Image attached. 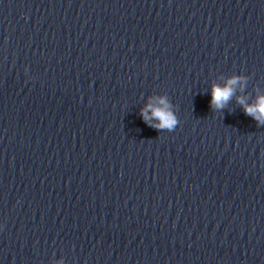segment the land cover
<instances>
[{
    "label": "clouds",
    "instance_id": "9594fccd",
    "mask_svg": "<svg viewBox=\"0 0 264 264\" xmlns=\"http://www.w3.org/2000/svg\"><path fill=\"white\" fill-rule=\"evenodd\" d=\"M243 78L232 77L227 80L224 86L213 85L212 87V99L210 104L215 109H223L228 101L235 94V88ZM237 102L244 107V111L247 115L252 116L258 123H264V96H258L255 104H246L243 97H238ZM160 104L164 107H153L151 104L147 106V109H151V118H155L159 121V124H152L150 126L157 129L167 128L172 130L176 126V119L174 114L168 110L167 102L161 98ZM147 109L142 110L141 115L145 122L150 121Z\"/></svg>",
    "mask_w": 264,
    "mask_h": 264
}]
</instances>
